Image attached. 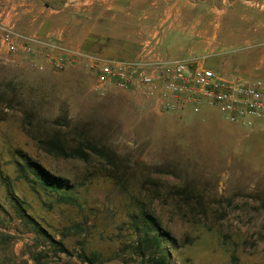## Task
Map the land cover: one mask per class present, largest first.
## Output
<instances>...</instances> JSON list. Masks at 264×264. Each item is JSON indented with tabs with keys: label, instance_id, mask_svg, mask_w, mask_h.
Masks as SVG:
<instances>
[{
	"label": "rangeland",
	"instance_id": "obj_1",
	"mask_svg": "<svg viewBox=\"0 0 264 264\" xmlns=\"http://www.w3.org/2000/svg\"><path fill=\"white\" fill-rule=\"evenodd\" d=\"M43 48L42 68L0 51V264H146L141 208L165 232L170 264H264V131L210 106L168 110L143 91H99L92 60L47 61L96 51ZM49 140L66 154L47 153ZM26 159L68 186L44 188Z\"/></svg>",
	"mask_w": 264,
	"mask_h": 264
},
{
	"label": "crops",
	"instance_id": "obj_2",
	"mask_svg": "<svg viewBox=\"0 0 264 264\" xmlns=\"http://www.w3.org/2000/svg\"><path fill=\"white\" fill-rule=\"evenodd\" d=\"M0 26L20 48L10 53L0 39V51L17 60L29 56L23 46L35 58L43 47H69L112 60H185L264 82V0H0Z\"/></svg>",
	"mask_w": 264,
	"mask_h": 264
},
{
	"label": "built area",
	"instance_id": "obj_3",
	"mask_svg": "<svg viewBox=\"0 0 264 264\" xmlns=\"http://www.w3.org/2000/svg\"><path fill=\"white\" fill-rule=\"evenodd\" d=\"M13 38L9 28L0 26V39L11 53L20 50ZM21 51L29 55L32 65L42 68L31 55V49L23 46ZM84 58L95 63L94 87L99 91L110 87L143 91L163 99V107L168 110L198 112L203 106H210L227 122L264 131V82L261 79L226 78L210 68L185 60H112L72 49L62 56H47V61L61 69Z\"/></svg>",
	"mask_w": 264,
	"mask_h": 264
},
{
	"label": "trees",
	"instance_id": "obj_4",
	"mask_svg": "<svg viewBox=\"0 0 264 264\" xmlns=\"http://www.w3.org/2000/svg\"><path fill=\"white\" fill-rule=\"evenodd\" d=\"M42 148L49 154H57V155H65L66 150L63 145H61L58 140H49L47 142H42ZM79 155H83L82 151L75 150ZM70 156V155H66ZM25 166L29 168L31 173L38 179L39 183L46 189L57 192L61 187L68 186L66 181L58 176H52L48 172L44 171L38 164L34 162H30L26 159ZM58 200L61 203H73L76 201L75 198L68 195H59ZM19 215L22 219H28L29 223L32 224V229L38 234L42 235L49 240L52 244H57L53 241V239L46 233V231L36 223L33 218H30L24 210L18 208ZM140 216L143 224L139 225L135 220L136 228L138 231V240L136 243V249L138 253L141 255L146 264H170V258L167 253L162 249V241L161 236L156 232H160L165 234L160 230L159 223L152 216V214L146 212L145 209H140ZM166 235V234H165ZM169 239V236H166ZM58 245V244H57ZM62 249V248H60Z\"/></svg>",
	"mask_w": 264,
	"mask_h": 264
}]
</instances>
